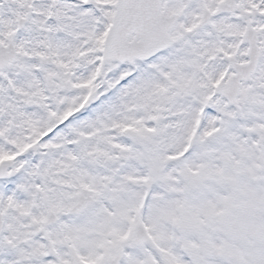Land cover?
Wrapping results in <instances>:
<instances>
[{"label": "snow or ice", "instance_id": "snow-or-ice-1", "mask_svg": "<svg viewBox=\"0 0 264 264\" xmlns=\"http://www.w3.org/2000/svg\"><path fill=\"white\" fill-rule=\"evenodd\" d=\"M0 264H264V0H0Z\"/></svg>", "mask_w": 264, "mask_h": 264}]
</instances>
